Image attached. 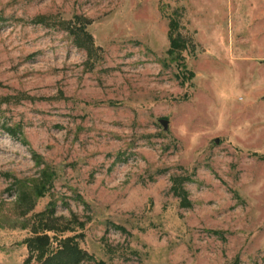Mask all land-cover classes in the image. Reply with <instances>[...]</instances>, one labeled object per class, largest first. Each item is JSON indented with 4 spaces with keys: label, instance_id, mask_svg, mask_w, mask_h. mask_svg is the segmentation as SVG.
<instances>
[{
    "label": "rangeland",
    "instance_id": "rangeland-1",
    "mask_svg": "<svg viewBox=\"0 0 264 264\" xmlns=\"http://www.w3.org/2000/svg\"><path fill=\"white\" fill-rule=\"evenodd\" d=\"M174 10L194 44L172 53ZM66 243L264 264V0H0V264Z\"/></svg>",
    "mask_w": 264,
    "mask_h": 264
},
{
    "label": "trees",
    "instance_id": "trees-1",
    "mask_svg": "<svg viewBox=\"0 0 264 264\" xmlns=\"http://www.w3.org/2000/svg\"><path fill=\"white\" fill-rule=\"evenodd\" d=\"M177 14L181 16V14L178 13L177 10H174L171 13H167L166 16L169 19V40H170V52L174 53L178 50L187 49L190 45L194 44V40L191 36H188L183 33L182 31V24L181 19L177 17ZM187 178L183 177L182 180H178L177 177H174V183L173 188L175 190V193L181 196V203L185 206H191L192 202L188 198V191L184 187V182ZM29 245L30 247L38 248L41 250V253L45 252V239H41V237L36 238H29ZM49 245V244H48ZM64 249V250H63ZM65 254L69 257L68 261H64L63 259H59L55 262L50 260L53 264H78L79 260L83 257V252L79 248L78 245H70L69 243H66L64 246L61 247L60 254ZM99 264H104L103 260H99Z\"/></svg>",
    "mask_w": 264,
    "mask_h": 264
},
{
    "label": "water",
    "instance_id": "water-1",
    "mask_svg": "<svg viewBox=\"0 0 264 264\" xmlns=\"http://www.w3.org/2000/svg\"><path fill=\"white\" fill-rule=\"evenodd\" d=\"M165 126H167V120L161 119Z\"/></svg>",
    "mask_w": 264,
    "mask_h": 264
}]
</instances>
